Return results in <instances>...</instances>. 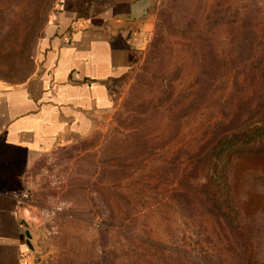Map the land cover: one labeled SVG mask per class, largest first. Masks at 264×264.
Masks as SVG:
<instances>
[{
    "label": "rangeland",
    "instance_id": "obj_1",
    "mask_svg": "<svg viewBox=\"0 0 264 264\" xmlns=\"http://www.w3.org/2000/svg\"><path fill=\"white\" fill-rule=\"evenodd\" d=\"M59 0H0V83L38 69ZM138 64L114 82V107L48 166L60 253L44 264H264V158L239 160L242 229L210 202L203 168L216 137L264 113V0H158Z\"/></svg>",
    "mask_w": 264,
    "mask_h": 264
},
{
    "label": "crops",
    "instance_id": "obj_2",
    "mask_svg": "<svg viewBox=\"0 0 264 264\" xmlns=\"http://www.w3.org/2000/svg\"><path fill=\"white\" fill-rule=\"evenodd\" d=\"M157 4L59 0L37 72L22 83H0V264H21L27 248L17 196L37 189L36 170L49 154L88 136L114 107V82L138 64ZM33 231L42 264L60 253L57 233Z\"/></svg>",
    "mask_w": 264,
    "mask_h": 264
},
{
    "label": "trees",
    "instance_id": "obj_3",
    "mask_svg": "<svg viewBox=\"0 0 264 264\" xmlns=\"http://www.w3.org/2000/svg\"><path fill=\"white\" fill-rule=\"evenodd\" d=\"M252 156L264 158V113L257 122L218 135L202 170L210 202L229 219L232 231L236 233L242 225L233 197L232 174L239 160Z\"/></svg>",
    "mask_w": 264,
    "mask_h": 264
},
{
    "label": "built area",
    "instance_id": "obj_4",
    "mask_svg": "<svg viewBox=\"0 0 264 264\" xmlns=\"http://www.w3.org/2000/svg\"><path fill=\"white\" fill-rule=\"evenodd\" d=\"M38 187L41 185L55 186L59 183V178L51 174L48 168L43 169L38 174ZM17 202L31 229H45L50 234L57 233V217L64 212L66 204L57 198L50 197L45 204H38L33 199L32 192L25 190L17 196ZM40 254H35L28 247L21 252V264H42Z\"/></svg>",
    "mask_w": 264,
    "mask_h": 264
},
{
    "label": "water",
    "instance_id": "obj_5",
    "mask_svg": "<svg viewBox=\"0 0 264 264\" xmlns=\"http://www.w3.org/2000/svg\"><path fill=\"white\" fill-rule=\"evenodd\" d=\"M21 223L25 226V241L26 246L35 254H41V250L37 243V236L36 233L31 229L30 224L25 218L21 219Z\"/></svg>",
    "mask_w": 264,
    "mask_h": 264
}]
</instances>
